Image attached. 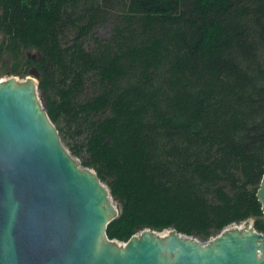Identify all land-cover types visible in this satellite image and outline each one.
Returning a JSON list of instances; mask_svg holds the SVG:
<instances>
[{
  "label": "trees",
  "instance_id": "1",
  "mask_svg": "<svg viewBox=\"0 0 264 264\" xmlns=\"http://www.w3.org/2000/svg\"><path fill=\"white\" fill-rule=\"evenodd\" d=\"M0 66L36 72L59 138L116 203L108 239L206 240L246 218L264 232V0H0Z\"/></svg>",
  "mask_w": 264,
  "mask_h": 264
},
{
  "label": "water",
  "instance_id": "2",
  "mask_svg": "<svg viewBox=\"0 0 264 264\" xmlns=\"http://www.w3.org/2000/svg\"><path fill=\"white\" fill-rule=\"evenodd\" d=\"M36 85L33 68L0 79V264H264L250 218L204 242L150 228L108 239L116 203L63 146ZM255 194L264 214V172Z\"/></svg>",
  "mask_w": 264,
  "mask_h": 264
},
{
  "label": "rangeland",
  "instance_id": "3",
  "mask_svg": "<svg viewBox=\"0 0 264 264\" xmlns=\"http://www.w3.org/2000/svg\"><path fill=\"white\" fill-rule=\"evenodd\" d=\"M109 30H110V22L109 21H106L105 23H103L102 25H99V26H97L96 28H95V33H97L98 35H101V36H105V35H107L108 34V32H109ZM25 54L26 55H28V56H30V57H33V58H35V57H38V55H39V53H38V51L37 50H35V49H33V48H31L30 50L28 49V50H25ZM0 68H1V66H0ZM10 75H14L15 77H17L18 79H22V78H24L27 74H24L23 76H20V75H17V74H11V73H9V72H7V71H0V79H4V78H6V77H8V76H10ZM38 96H39V94H38ZM40 99V98H39ZM60 141H61V143L63 144V146L68 150V148H67V146H66V144H65V141L64 140H61L60 139ZM69 151V150H68ZM70 153V152H69ZM74 158H75V160L77 161V163L79 164V165H81L80 163H79V160H78V158H76L75 156H73ZM251 219V218H250ZM238 226H241V221L240 222H231V223H229V225H227V226H225V228L226 227H238ZM224 229V228H223ZM214 235H216V234H214ZM214 235H212V236H210L209 238H211V237H213ZM194 238H196V237H194ZM208 238V239H209ZM197 240H199V241H201V242H204V241H206V240H200V239H198V238H196ZM115 240V239H114ZM116 242H120V243H122V242H124V241H118V240H115Z\"/></svg>",
  "mask_w": 264,
  "mask_h": 264
},
{
  "label": "bare ground",
  "instance_id": "4",
  "mask_svg": "<svg viewBox=\"0 0 264 264\" xmlns=\"http://www.w3.org/2000/svg\"><path fill=\"white\" fill-rule=\"evenodd\" d=\"M241 226H242V223H241ZM238 227H240V226H238Z\"/></svg>",
  "mask_w": 264,
  "mask_h": 264
}]
</instances>
